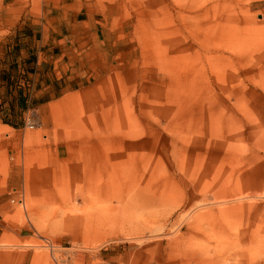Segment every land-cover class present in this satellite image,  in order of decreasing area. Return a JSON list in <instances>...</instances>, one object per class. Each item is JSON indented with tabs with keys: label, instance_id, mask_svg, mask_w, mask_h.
I'll return each mask as SVG.
<instances>
[{
	"label": "rangeland",
	"instance_id": "obj_1",
	"mask_svg": "<svg viewBox=\"0 0 264 264\" xmlns=\"http://www.w3.org/2000/svg\"><path fill=\"white\" fill-rule=\"evenodd\" d=\"M89 1L123 30V56L40 112L5 116L19 127L0 128V229L31 237L0 251L54 264L49 239L78 264H264V0ZM18 3L0 0V48L19 43ZM131 162L132 190L103 175Z\"/></svg>",
	"mask_w": 264,
	"mask_h": 264
},
{
	"label": "crops",
	"instance_id": "obj_2",
	"mask_svg": "<svg viewBox=\"0 0 264 264\" xmlns=\"http://www.w3.org/2000/svg\"><path fill=\"white\" fill-rule=\"evenodd\" d=\"M35 9L33 0H19L18 6L9 11L13 16L10 23L21 25L20 40L11 47L0 48L1 122L5 116H13L21 109L26 87L33 92L28 99V110L34 104L40 112L65 94L81 90L92 78L111 70L114 61L124 53L113 52L122 44L123 30L108 21L103 22L107 20L106 13L99 4L89 0H43L39 11ZM10 85L22 92L17 99L9 97ZM0 128L17 130L4 123ZM52 150L56 161L68 157L65 143L53 146ZM5 194L0 191V222L12 214L5 206ZM23 229L1 228L0 247L6 240L24 245L31 236ZM31 260L29 252L0 251L1 264H31Z\"/></svg>",
	"mask_w": 264,
	"mask_h": 264
},
{
	"label": "bare ground",
	"instance_id": "obj_3",
	"mask_svg": "<svg viewBox=\"0 0 264 264\" xmlns=\"http://www.w3.org/2000/svg\"><path fill=\"white\" fill-rule=\"evenodd\" d=\"M99 104H100V102L99 101H97ZM97 103V104H98ZM95 104H96V102H95ZM102 104V103H101ZM100 104V105H101ZM128 104V103H127ZM126 104V105H127ZM133 104V103H132ZM132 104H130V106L132 105ZM125 105V104H124ZM125 105V106H126ZM137 105V104H136ZM118 107H119V105H117ZM116 106V107H117ZM124 106V107H125ZM129 106V105H128ZM128 106H126V110H125V112L126 111H128ZM133 106H134V104H133ZM111 107V106H110ZM114 107V106H113ZM123 107V106H122ZM123 107V108H124ZM108 108V107H107ZM112 108V107H111ZM121 108V107H120ZM109 109V108H108ZM112 109H114V108H112ZM118 109V108H117ZM106 110V109H105ZM109 110H111V109H109ZM116 110V109H115ZM121 110H123V112H124V109H121ZM103 111H104V109H103ZM113 111V110H112ZM118 111V110H117ZM129 111H130V109H129ZM128 111V112H129ZM115 112V111H114ZM113 112V113H114ZM124 112V113H125ZM130 112H132V111H130ZM111 113V112H110ZM127 113V112H126ZM162 113V112H161ZM115 114V113H114ZM119 114V113H118ZM150 114H153L152 112H150ZM124 114H122V116H123ZM80 116V115H79ZM106 116V115H105ZM111 116H112V114H111ZM110 116V117H111ZM115 117H117L116 115H114ZM114 116H112V118L114 117ZM119 116V115H118ZM121 116V114H120V118L122 117ZM150 116V115H149ZM159 118L158 119H162L160 116H158ZM162 117L163 118H165V121H167V119H166V117H168V115H162ZM117 118H119V117H117ZM117 118H114V120L115 119H117ZM111 119V118H110ZM170 120H172V119H170ZM76 121H78V120H76ZM110 122L111 121H113V119L112 120H109ZM117 121H120V120H117ZM116 121V123H118ZM114 123V122H113ZM120 123V122H119ZM115 125H117V124H115ZM133 126V125H132ZM105 127H106V125H105ZM109 128V127H108ZM107 128V129H108ZM118 129H119V127H118ZM110 131V130H109ZM108 132V131H107ZM107 132H106V134H107ZM117 132V131H116ZM109 133V132H108ZM105 134V133H104ZM110 134V133H109ZM80 135V134H79ZM110 136V135H109ZM74 137H75V139H76V141H77V139H78V141H79V138H76V137H78V135H74ZM108 137V136H107ZM106 137V138H107ZM76 144H77V142H76ZM86 147V146H85ZM73 149V148H72ZM71 151V150H70ZM88 151V150H87ZM79 152V151H78ZM91 152V151H90ZM73 153H74V150H73ZM88 153V152H87ZM105 154H107V153H105ZM75 155V154H74ZM93 155V154H92ZM109 155V154H108ZM117 155V154H116ZM95 156H96V154H95ZM102 156V155H101ZM118 156H123V155H118ZM124 157V156H123ZM122 157V158H123ZM101 158V157H100ZM113 158H114V160H115V156L113 155ZM74 158H72V160H73ZM124 159V158H123ZM71 160V161H72ZM75 160V159H74ZM111 160V159H110ZM116 160H118L117 158H116ZM115 160V161H116ZM124 160H126V159H124ZM128 160V159H127ZM82 161V160H81ZM95 161V160H94ZM93 161V162H94ZM99 161H101V159L99 160ZM112 161V160H111ZM110 161V162H111ZM114 161V162H115ZM119 161H120V159H119ZM103 162V161H102ZM135 162V161H134ZM134 162H131V164L129 165V166H127V167H112V168H110L109 170H106L104 173H103V175L105 176V178H107L108 179V181H111L112 183H115V184H117V185H119V186H126V187H130V186H132L133 184H135L136 183V178L138 177V174H137V169H138V167H137V164L136 163H134ZM83 163V162H82ZM91 163H92V160H91ZM112 163V162H111ZM79 164H80V162H79ZM129 164V163H128ZM149 181H151V180H149ZM149 181H148V183H149ZM148 183H145V184H148ZM142 185H143V183H142ZM149 185V184H148ZM135 185H133L132 187H131V190L132 189H134L135 187H134ZM143 187V186H142ZM144 188H146V186L144 187ZM94 190H95V188H94Z\"/></svg>",
	"mask_w": 264,
	"mask_h": 264
},
{
	"label": "built area",
	"instance_id": "obj_4",
	"mask_svg": "<svg viewBox=\"0 0 264 264\" xmlns=\"http://www.w3.org/2000/svg\"><path fill=\"white\" fill-rule=\"evenodd\" d=\"M26 126L33 129L36 127V122L29 119L26 121ZM43 241L46 244V248H48V250L52 253L55 264H78V262H74V258L76 257L77 252H80L79 250L72 247H58L49 239H43ZM56 253H60V256L56 257ZM62 257L65 258V260Z\"/></svg>",
	"mask_w": 264,
	"mask_h": 264
},
{
	"label": "trees",
	"instance_id": "obj_5",
	"mask_svg": "<svg viewBox=\"0 0 264 264\" xmlns=\"http://www.w3.org/2000/svg\"><path fill=\"white\" fill-rule=\"evenodd\" d=\"M29 108V104H28V97L27 96H24V99H23V105L21 106V111H22V109L23 110H27ZM14 115V114H13ZM24 117V116H23ZM5 118V117H4ZM4 118H2V121H3V123L4 124H8V125H10V126H12V127H14V128H18L19 126L18 125H15V124H13V123H11V122H9V121H7V120H4ZM23 124H24V118H23Z\"/></svg>",
	"mask_w": 264,
	"mask_h": 264
}]
</instances>
